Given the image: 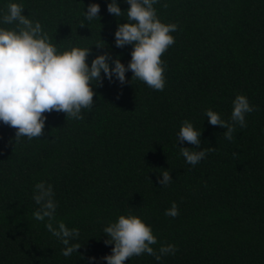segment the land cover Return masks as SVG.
I'll list each match as a JSON object with an SVG mask.
<instances>
[{
    "label": "trees",
    "instance_id": "16d2710c",
    "mask_svg": "<svg viewBox=\"0 0 264 264\" xmlns=\"http://www.w3.org/2000/svg\"><path fill=\"white\" fill-rule=\"evenodd\" d=\"M110 2L0 0V28L15 27L2 17L8 4H22L59 52L91 48L89 66L104 53L112 67L117 57L127 65L133 45L116 47L115 32L127 23L130 5L118 0L125 11L118 19L108 12ZM92 3L100 4L101 19L89 22ZM154 7L163 23L178 25L175 44L162 55L163 91L132 81L131 71L124 84L102 73L82 120L45 113L44 135L19 142L16 130L0 122V264H107L103 257L114 244L105 243L104 228L130 214L152 227L157 255L168 244L177 251L159 261L145 253L125 264H264V0H158ZM240 94L255 110L228 140L227 129L210 124L205 112L231 123ZM185 120L201 131L199 149L178 142ZM180 147L215 151L193 166ZM164 171L172 177L167 186L158 179ZM39 182L53 186V226L62 221L80 232L71 243L82 247L69 257L47 230L48 219L34 218ZM173 202L175 218L165 215Z\"/></svg>",
    "mask_w": 264,
    "mask_h": 264
},
{
    "label": "clouds",
    "instance_id": "9594fccd",
    "mask_svg": "<svg viewBox=\"0 0 264 264\" xmlns=\"http://www.w3.org/2000/svg\"><path fill=\"white\" fill-rule=\"evenodd\" d=\"M130 5L127 9V23H119L115 32L116 47L123 48L133 45L131 61L125 65L117 57L110 65L112 57L109 53L96 56L89 66L88 56L91 48L73 47L59 52L51 42L48 33L39 21H33L23 14L24 6L10 3L7 12L2 17L4 25H15L13 28H0V122L16 130L15 141L27 137L41 138L44 135L47 116L52 111L65 113L67 119H84L82 109L91 110L95 104L94 87L102 86V73L111 81L113 76L121 84L127 82L126 73H133V80H140L156 91H163L166 85V63L162 55L175 44L171 33L178 30L175 23L165 24L157 15L154 7L158 0H126ZM167 8L168 5L164 4ZM99 3L88 5L85 20L91 22L101 19ZM109 14L116 18L123 17V11L118 0L108 4ZM85 24L81 22L80 27ZM103 48L105 46L96 45ZM255 110L250 105L247 96L237 95L233 101L231 123L223 120L221 114L211 109L205 115L212 125L226 128L225 138L232 140L235 125L247 127L246 114ZM201 131L193 123L185 120L179 130L178 142L183 141L197 146L201 145ZM180 147L181 155L186 162L195 166L208 152L215 148L208 147L199 151ZM159 183L167 186L171 182L168 171L160 174ZM40 209L34 213L38 221L48 219L46 228L57 237L65 248L62 255L69 257L82 247L79 243L72 244L73 239L80 235L78 229H69L64 222L54 227L57 203L54 200V190L51 184L39 182L35 185L33 196ZM166 216L177 217L178 205L173 202L165 211ZM108 237L106 244L112 245V253L103 257L107 264H125L134 256L148 254L159 261L161 256L175 254L177 248L173 244L161 246L157 255L152 245L157 237L152 227L136 215H120L116 222L109 223L104 228ZM84 257L81 256V259ZM91 259H95L92 257Z\"/></svg>",
    "mask_w": 264,
    "mask_h": 264
}]
</instances>
